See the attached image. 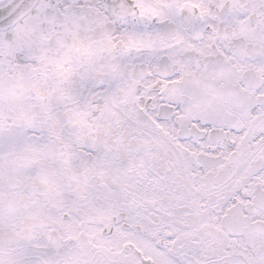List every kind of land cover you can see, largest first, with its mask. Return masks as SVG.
Returning <instances> with one entry per match:
<instances>
[{
    "label": "snow or ice",
    "instance_id": "snow-or-ice-1",
    "mask_svg": "<svg viewBox=\"0 0 264 264\" xmlns=\"http://www.w3.org/2000/svg\"><path fill=\"white\" fill-rule=\"evenodd\" d=\"M0 264H264V0H0Z\"/></svg>",
    "mask_w": 264,
    "mask_h": 264
}]
</instances>
